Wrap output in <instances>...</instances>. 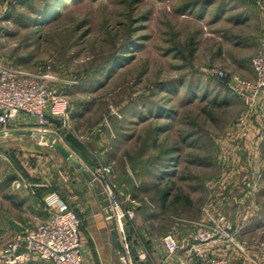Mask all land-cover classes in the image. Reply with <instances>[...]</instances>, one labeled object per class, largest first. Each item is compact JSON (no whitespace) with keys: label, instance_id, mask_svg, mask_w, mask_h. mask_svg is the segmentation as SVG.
<instances>
[{"label":"rangeland","instance_id":"obj_1","mask_svg":"<svg viewBox=\"0 0 264 264\" xmlns=\"http://www.w3.org/2000/svg\"><path fill=\"white\" fill-rule=\"evenodd\" d=\"M46 1L0 0V67L23 70L64 96L70 127L41 129L25 115L0 125V252L48 220L31 187L49 160L31 147L59 141L71 149L73 165L92 171L86 181L79 170L81 189L99 184L98 168H112L109 182L122 209L135 213L137 240L159 248L174 234L182 242L220 216L234 242L247 247L253 236L238 238L237 226L255 207L264 215V108L247 105L212 72L257 81L251 61L264 21L261 31L257 22L242 28L251 35L236 49L232 23L220 16L232 1L264 20V0H77L53 21L34 24ZM73 168L63 169L69 182L77 178ZM158 185L173 188L165 210ZM77 216L85 251L87 223ZM107 216L114 225L113 212ZM112 246L113 264H124ZM232 248L224 258L240 264Z\"/></svg>","mask_w":264,"mask_h":264},{"label":"built area","instance_id":"obj_2","mask_svg":"<svg viewBox=\"0 0 264 264\" xmlns=\"http://www.w3.org/2000/svg\"><path fill=\"white\" fill-rule=\"evenodd\" d=\"M251 67L257 75V81L253 83L239 78L229 80L223 72L216 70L212 76L247 105L264 108V38L260 51L251 61ZM19 115L31 118L41 129L53 128L55 123L60 131H68L70 127V106L64 96L50 91L23 70L0 67V125L10 123ZM111 173V167L98 168L95 177L101 182L117 221L124 264H232L228 258L204 256L203 245L217 240L228 242L245 255L244 248L235 243L230 235L233 228L226 223L225 217L220 216H210L209 225L202 226L203 231L187 236L182 242L174 234L166 235L159 248L152 246L153 243L145 244L137 240L135 213L122 209L109 182ZM44 205L49 214L48 220L18 233L0 252V259L5 264H25L32 260L40 264H84L81 221L77 214L62 203L57 194L46 197ZM159 253L162 257L158 259Z\"/></svg>","mask_w":264,"mask_h":264},{"label":"crops","instance_id":"obj_3","mask_svg":"<svg viewBox=\"0 0 264 264\" xmlns=\"http://www.w3.org/2000/svg\"><path fill=\"white\" fill-rule=\"evenodd\" d=\"M244 6L245 7L237 8L234 2L227 1L226 11L220 16L222 21L227 19L232 23L229 33L236 49L240 47L243 48L244 46L242 44L246 43L251 35L240 34L242 31L241 29H249L251 24L257 22V24H259V30L261 31L264 21L261 19L260 13L256 9L251 8L247 4H244ZM234 14L235 20H232L230 16ZM237 31L239 33L236 34ZM238 39L239 41H236ZM58 143L70 155L69 159L61 155L53 147L40 146L39 144L32 145V151L45 153L48 156L49 166L45 169L43 174L40 173L37 177V183H39V185H31V193L39 198L44 208H46L44 199L51 194H57L62 203L67 205L71 210L76 211V213L85 220L87 223L86 238L88 239L89 247L87 248L86 246L84 251V264H113L111 254L114 248L112 245L114 244L118 247L120 254L121 248L119 249L118 245L119 233L117 231V221L113 218L112 223L114 225H112L107 218L108 212L110 215L112 212L111 204L104 194L100 182L99 184L93 182L91 185L87 183L85 186L86 188H80L79 170H82V174L80 173L79 175H82L86 181H89V173L92 171L91 169H86V166L83 164H79V168H77L75 164L73 165L71 163V158L73 157L71 149L60 141ZM71 164L73 166H71ZM68 167L70 170L74 167L73 169L77 173L75 174L74 172L77 178L72 182L67 180L65 177L66 173L63 171V169L69 171ZM242 198L243 201L247 199V197ZM240 203L242 205L244 204L242 201H240ZM260 212L259 208L255 207L251 216L246 221L244 220L245 222L243 221L242 224H239L240 226H237L236 232L238 233V238L239 233L244 234V239L253 236L251 240H248V244L244 243L247 245V247L244 246L245 256L232 248V250L237 252V258L240 264H264V215H260ZM244 214L247 215L246 211ZM47 215L49 217V214ZM247 231L250 234H246ZM16 232L18 231L16 230ZM115 235L116 238H114ZM239 245L241 246V244ZM230 251L231 245L226 241L220 240L204 244L202 247V252L206 258L227 257ZM160 257H162L161 253L157 255L158 259ZM0 264H4V261L0 260Z\"/></svg>","mask_w":264,"mask_h":264},{"label":"trees","instance_id":"obj_4","mask_svg":"<svg viewBox=\"0 0 264 264\" xmlns=\"http://www.w3.org/2000/svg\"><path fill=\"white\" fill-rule=\"evenodd\" d=\"M72 1H77V0H52L51 2L49 0H47L46 1L47 3L45 4L44 12H40L37 14L38 15L37 17H39L43 20L35 18L33 20V23L39 25L38 23H40V22L49 23L50 21H53L57 17L61 16L62 11L64 9H66L67 5L70 4ZM166 128H167V126L166 127L164 126L161 128L162 131L160 128L158 130L161 131V133L162 132L165 133L167 131ZM68 143L73 148L75 147L71 141H68ZM155 146H156V143H155V141H153V147H155ZM75 148H77V147H75ZM79 152H81V151H79ZM165 175L166 174L164 172L163 176H165ZM171 184H170V186H171ZM170 186L168 185V187L166 189H163V188H161L162 186L158 185V187L155 188L156 193L159 196V203L161 204V207L163 210L166 209L167 203L169 202V199L171 197V193H172L173 188L172 187L170 188ZM179 201H180L179 197L175 198V202H179ZM187 204L191 205V202L188 201Z\"/></svg>","mask_w":264,"mask_h":264},{"label":"water","instance_id":"obj_5","mask_svg":"<svg viewBox=\"0 0 264 264\" xmlns=\"http://www.w3.org/2000/svg\"><path fill=\"white\" fill-rule=\"evenodd\" d=\"M17 135H24L27 137H31L33 134L31 132H17L14 133ZM5 135H2L1 137H4ZM53 148H55L61 155H63L65 158L69 159L70 155L60 146V145H53ZM116 238V235L114 236Z\"/></svg>","mask_w":264,"mask_h":264}]
</instances>
